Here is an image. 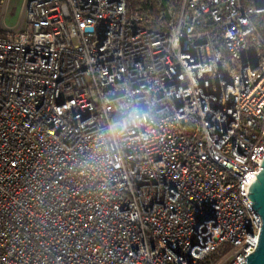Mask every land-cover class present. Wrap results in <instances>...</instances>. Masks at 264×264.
<instances>
[{
    "label": "built area",
    "instance_id": "obj_1",
    "mask_svg": "<svg viewBox=\"0 0 264 264\" xmlns=\"http://www.w3.org/2000/svg\"><path fill=\"white\" fill-rule=\"evenodd\" d=\"M0 0V264H242L263 219L264 0ZM134 108L115 140L106 130Z\"/></svg>",
    "mask_w": 264,
    "mask_h": 264
},
{
    "label": "water",
    "instance_id": "obj_2",
    "mask_svg": "<svg viewBox=\"0 0 264 264\" xmlns=\"http://www.w3.org/2000/svg\"><path fill=\"white\" fill-rule=\"evenodd\" d=\"M162 1L166 9V14L169 17L170 14L166 0ZM262 166L264 167V159ZM257 176L258 177L250 184L249 195L254 202V207L262 216L263 224L257 248L253 253L246 257L247 262L242 264H264V168L259 174H257Z\"/></svg>",
    "mask_w": 264,
    "mask_h": 264
},
{
    "label": "clouds",
    "instance_id": "obj_3",
    "mask_svg": "<svg viewBox=\"0 0 264 264\" xmlns=\"http://www.w3.org/2000/svg\"><path fill=\"white\" fill-rule=\"evenodd\" d=\"M138 119H140L139 113L134 108H127L122 111L120 119L114 120L109 125L104 135L115 140L127 132V130L132 127Z\"/></svg>",
    "mask_w": 264,
    "mask_h": 264
},
{
    "label": "rangeland",
    "instance_id": "obj_4",
    "mask_svg": "<svg viewBox=\"0 0 264 264\" xmlns=\"http://www.w3.org/2000/svg\"><path fill=\"white\" fill-rule=\"evenodd\" d=\"M140 1V0H138ZM25 0H8L5 8L3 26L13 27L24 25V9ZM137 3V0L132 3V7Z\"/></svg>",
    "mask_w": 264,
    "mask_h": 264
},
{
    "label": "trees",
    "instance_id": "obj_5",
    "mask_svg": "<svg viewBox=\"0 0 264 264\" xmlns=\"http://www.w3.org/2000/svg\"><path fill=\"white\" fill-rule=\"evenodd\" d=\"M136 0H129V7H132V3L135 2ZM138 2V0H137Z\"/></svg>",
    "mask_w": 264,
    "mask_h": 264
}]
</instances>
